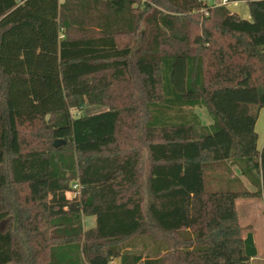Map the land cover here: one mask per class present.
Segmentation results:
<instances>
[{
    "label": "trees",
    "instance_id": "trees-1",
    "mask_svg": "<svg viewBox=\"0 0 264 264\" xmlns=\"http://www.w3.org/2000/svg\"><path fill=\"white\" fill-rule=\"evenodd\" d=\"M229 1L0 0V264H251L264 0Z\"/></svg>",
    "mask_w": 264,
    "mask_h": 264
},
{
    "label": "crops",
    "instance_id": "crops-1",
    "mask_svg": "<svg viewBox=\"0 0 264 264\" xmlns=\"http://www.w3.org/2000/svg\"><path fill=\"white\" fill-rule=\"evenodd\" d=\"M229 3L230 4L232 3L233 5L229 6ZM225 6H227V8L230 9L231 11L236 12L241 18H243V19L249 18V9H248V6L246 5V3L242 2V1H229V2L225 3ZM207 123H209V120ZM254 130L257 134L256 149L260 150V148L262 147V145L264 143V108L260 109L258 112L257 120H256V123L254 126ZM226 165H227V163H226ZM230 167H231L232 174L233 175L235 174L239 177L243 186L247 190L251 191L254 189V186H252L249 182H247V180L240 174L239 168L237 166L234 165V166H230ZM206 175H207L208 183H210V185L216 184L217 186L219 185V183H218L219 181L221 182L222 180L232 178V175L230 173H228V171L226 169H224V167L219 169V170L209 169L207 171ZM263 195H261V197H258V198L262 199L264 202V198L262 197ZM240 199L241 200L244 199V201H241V202H242V205L244 207V211L247 210V212H245L246 214H245L244 219L246 220V215H248L247 219H250L251 216L249 213L252 211L253 203H252V201L249 202V200L253 199V196L248 197V198H243V197L236 198V200H235L236 211H237V202ZM263 213H264V211H263ZM237 215L239 216V222H240V215L238 214V211H237ZM247 221H248V223L246 224V227L248 230H250L252 232L253 241H254V244H255L256 249H257L256 255L250 260V262H251V264H264V219H263L262 228H259L256 225V223H254V225L250 224L252 220H247ZM111 264H118V259H114L111 262Z\"/></svg>",
    "mask_w": 264,
    "mask_h": 264
},
{
    "label": "rangeland",
    "instance_id": "rangeland-1",
    "mask_svg": "<svg viewBox=\"0 0 264 264\" xmlns=\"http://www.w3.org/2000/svg\"><path fill=\"white\" fill-rule=\"evenodd\" d=\"M63 0H60V2H62ZM203 2L207 3L208 5H210L213 0H202ZM233 4L229 3V6H232ZM243 5V4H242ZM144 43V37L142 36H138V38H136V43H135V53L139 51L141 45ZM107 106H98V105H86L84 106V108L82 109V113L84 114H88V113H96V112H100V111H103L104 109H106ZM193 111L195 113H197L199 119H201L202 122H205L207 123L208 120L209 122L211 121V119L209 118L205 108H193ZM79 110H76V109H72V113L74 115H78L79 113H81ZM142 174H146L147 172V169H146V163L143 164L142 166ZM207 177V176H206ZM207 183H208V180H207ZM210 185V183H209ZM213 186H215L214 184H212ZM211 186V185H210ZM217 186V185H216ZM69 197L71 196L69 193L67 194ZM241 201H244L243 200H238L237 202V211H238V214L240 215V224L241 226L243 227V230H248L247 227H246V224L248 223L247 220H252L250 224L254 225V223H256V225L259 227V228H262V224H263V219H264V202L262 199L258 198V197H253V199L249 200V202L252 201L253 205H252V211L249 213L251 218L250 219H247L248 215H246V220L244 219L245 217V212H247V210L244 211V207L242 205V202ZM84 227L85 228H89L91 227L92 225H94L95 223V219L93 218V216H88V217H84Z\"/></svg>",
    "mask_w": 264,
    "mask_h": 264
},
{
    "label": "built area",
    "instance_id": "built-area-1",
    "mask_svg": "<svg viewBox=\"0 0 264 264\" xmlns=\"http://www.w3.org/2000/svg\"><path fill=\"white\" fill-rule=\"evenodd\" d=\"M220 4H225L227 3V0H220L219 2ZM71 188H73V191L68 192L71 196H73L75 194V190H77L78 187V183L76 181H74V183L71 185ZM264 198V195L262 196ZM111 264V263H110Z\"/></svg>",
    "mask_w": 264,
    "mask_h": 264
},
{
    "label": "water",
    "instance_id": "water-1",
    "mask_svg": "<svg viewBox=\"0 0 264 264\" xmlns=\"http://www.w3.org/2000/svg\"><path fill=\"white\" fill-rule=\"evenodd\" d=\"M55 143H57V141H55Z\"/></svg>",
    "mask_w": 264,
    "mask_h": 264
}]
</instances>
